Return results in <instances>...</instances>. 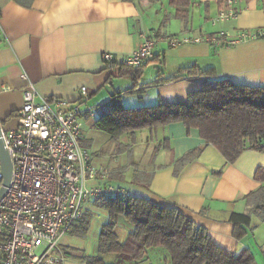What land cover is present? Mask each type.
<instances>
[{"label": "crops", "instance_id": "1", "mask_svg": "<svg viewBox=\"0 0 264 264\" xmlns=\"http://www.w3.org/2000/svg\"><path fill=\"white\" fill-rule=\"evenodd\" d=\"M224 1L188 0L184 23L176 18L169 0H33L28 8L0 0L1 127H17L23 102L22 74L44 98L74 101L78 89L86 87L88 105L97 114L115 93H120L124 108L186 103L187 95L199 88L195 80L153 82L194 64L200 69L213 68L215 75L234 84L264 86V37L230 46L192 41L219 32L231 36L263 32L264 0H236L238 16L213 24ZM144 36L156 39L155 60L135 72L122 60L140 47ZM170 38L178 39V45L171 46ZM103 53L113 56L109 66L102 60ZM146 84L150 86L143 89ZM130 89L138 92L125 94ZM141 134L154 146L151 160L130 172L118 171L124 181H112L134 196L179 209L204 227L216 246L234 253L247 249L256 264H264V220L252 213L241 238L234 235V226L228 221L232 213L247 212L244 196L263 184L254 180V173L258 167L264 168V150H244L228 163L213 146L205 144L197 129L187 130L180 122ZM196 149L201 150L194 159L179 165V159ZM93 202L84 207V217L89 216L86 235L70 232L60 239L63 264H72L68 262L71 250L80 251L83 258L97 254L98 236L95 241L93 235L97 219L91 214L106 222L108 214ZM121 222L122 218L118 224ZM131 229L122 227L120 238L115 230L117 239L123 242ZM108 256L107 262L116 260ZM142 264H171L170 256L163 247L150 248Z\"/></svg>", "mask_w": 264, "mask_h": 264}, {"label": "trees", "instance_id": "2", "mask_svg": "<svg viewBox=\"0 0 264 264\" xmlns=\"http://www.w3.org/2000/svg\"><path fill=\"white\" fill-rule=\"evenodd\" d=\"M11 1L28 8L33 0ZM169 2L175 6L176 18L186 23L188 0ZM258 37H264V28ZM154 60L155 56L146 64ZM145 65L127 68L139 72ZM182 80H195L199 85L198 90L187 95L186 103H157L147 107L124 108L120 93H115L99 113L96 128L108 133L114 140L128 135L130 144H134L136 132H152L180 122L187 130L197 129L205 144L213 146L228 163L234 162L244 150H264L244 147L245 141L258 143L264 140V86L234 84L227 78L215 75L213 68L200 69L195 64L153 83ZM150 84L144 85L143 89ZM136 92L130 89L125 94ZM164 144L160 143L161 146ZM200 150L187 153L178 160L179 165L194 159ZM111 178L124 181L117 174H112ZM254 180L263 184L244 196L247 212L232 213L228 219L234 226L237 238L244 235V228L249 226L252 213L264 220V168L256 169ZM131 183L135 184L136 181L133 179ZM148 186V183L144 185L146 188ZM94 204L107 212L108 220L99 231L97 254L84 257L85 264H142L147 250L154 247L165 248L171 264H256L247 249L234 253L216 246L204 227L175 207L159 206L131 192L124 199L95 200ZM120 218L132 226V231L123 242L115 234ZM88 228L89 216H85L72 226L71 234L84 237ZM105 255H113L116 260L107 262L103 258Z\"/></svg>", "mask_w": 264, "mask_h": 264}, {"label": "built area", "instance_id": "3", "mask_svg": "<svg viewBox=\"0 0 264 264\" xmlns=\"http://www.w3.org/2000/svg\"><path fill=\"white\" fill-rule=\"evenodd\" d=\"M236 0H225L213 24L235 19ZM259 34L225 32L197 37L195 43L230 46L253 39ZM184 42H190L185 39ZM179 40L170 38L171 46ZM156 39L144 36L140 47L122 60L126 67L145 65L155 56ZM109 66V53L102 54ZM23 102L17 112V127L4 130L1 140L11 163V179L0 200V264H63L60 239L84 217L90 201L124 199L130 191L112 181L106 167L93 164L90 152L81 147L84 122L96 113L88 105L86 87L78 89V98L41 97L33 83L22 74ZM264 149V140L244 142V147ZM0 164V189L2 185Z\"/></svg>", "mask_w": 264, "mask_h": 264}, {"label": "rangeland", "instance_id": "4", "mask_svg": "<svg viewBox=\"0 0 264 264\" xmlns=\"http://www.w3.org/2000/svg\"><path fill=\"white\" fill-rule=\"evenodd\" d=\"M98 115L99 114L96 113L95 117L89 118L84 122L83 138L80 142L81 147L92 154L93 164L96 167H106L110 171L111 177L112 174H116L118 171L127 170L130 172L134 167L148 163L151 160L154 146L153 144L148 145L147 142L143 140V134H141L142 131L135 134L134 144H130L128 135H123L117 140H114L108 133L96 128L95 122L98 119ZM128 174L130 177L132 176L130 173ZM91 216L97 219L96 230L93 232L94 240L96 241L101 223L104 219L96 213L91 214ZM121 223L115 228L119 238L121 237L122 227H128L130 229V226H128L124 220ZM71 252L73 254L71 253L68 257L69 263L79 264L80 262H83V255L80 251L71 250ZM108 257V255L104 257L105 261H108Z\"/></svg>", "mask_w": 264, "mask_h": 264}, {"label": "water", "instance_id": "5", "mask_svg": "<svg viewBox=\"0 0 264 264\" xmlns=\"http://www.w3.org/2000/svg\"><path fill=\"white\" fill-rule=\"evenodd\" d=\"M0 164H1V175H2V185L0 189V200L6 192V187L9 186L11 179V163L7 151L4 148L3 142L1 140V130H0Z\"/></svg>", "mask_w": 264, "mask_h": 264}]
</instances>
